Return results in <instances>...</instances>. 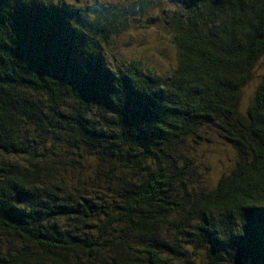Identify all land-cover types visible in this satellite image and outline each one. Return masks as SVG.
<instances>
[{
  "label": "trees",
  "instance_id": "1",
  "mask_svg": "<svg viewBox=\"0 0 264 264\" xmlns=\"http://www.w3.org/2000/svg\"><path fill=\"white\" fill-rule=\"evenodd\" d=\"M0 264H264V0H0Z\"/></svg>",
  "mask_w": 264,
  "mask_h": 264
},
{
  "label": "rangeland",
  "instance_id": "2",
  "mask_svg": "<svg viewBox=\"0 0 264 264\" xmlns=\"http://www.w3.org/2000/svg\"><path fill=\"white\" fill-rule=\"evenodd\" d=\"M84 1V0H82ZM85 1H89V0H85ZM90 1H93V0H90ZM111 1V0H110ZM140 0H125V3H138ZM169 4H166L164 5V7H167ZM156 11H159V9H157ZM159 26V25H158ZM159 28H151V31H147V30H144L143 32H141V35L138 36V38H140L142 41H144L145 39H149L150 37V34H151V37L153 38L154 41H157V43H161L162 44V41L166 42L165 45H159L158 48L155 49L154 51V54L153 55H157L158 56V51L160 52V49L161 50H165L164 47L167 49H170L171 47V43L169 42V37L167 38V36H163L162 35V31L159 29ZM133 32H130V34L132 35L133 37V34L134 33H137V31H135V29H132ZM159 31L161 33V36L159 35ZM156 34L158 36H160V38L158 37H155ZM127 35V34H126ZM130 35V36H131ZM128 36V35H127ZM163 39V40H161ZM134 44H137L136 42H134ZM147 47L150 46L151 48V44L149 45H146ZM133 50L132 47H130V50H129V54L131 53V51ZM146 50V49H145ZM147 54H151V53H148ZM127 55V54H126ZM131 55V54H130ZM152 55V56H153ZM158 62H156V64L161 67V66H164L166 67V63H164V60L163 59H160V57L158 56ZM262 70V64H258L257 65V69H256V74H258L259 72H261ZM259 76L257 77H254L243 89L242 91V95H241V107H245L247 106L249 103H251V101L253 100L254 98V95H255V91H256V88H257V85H258V81H259ZM215 133V132H214ZM212 135V134H211ZM217 137H219L217 135ZM202 139V138H201ZM198 140V150L199 152L204 155V162L205 164H208V163H212L214 168H215V173L218 174L220 173L222 170H223V166H225L227 163L226 160L229 159L227 154L228 153H231L230 150H231V147H229L228 145H226V142H216L215 141H208L209 139H203V140ZM211 158L208 160V158ZM224 159V161H223ZM223 165V166H222ZM216 177V176H215ZM214 177V178H215Z\"/></svg>",
  "mask_w": 264,
  "mask_h": 264
}]
</instances>
